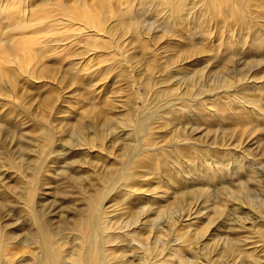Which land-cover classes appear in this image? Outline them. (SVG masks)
Listing matches in <instances>:
<instances>
[{
  "label": "rangeland",
  "instance_id": "obj_1",
  "mask_svg": "<svg viewBox=\"0 0 264 264\" xmlns=\"http://www.w3.org/2000/svg\"><path fill=\"white\" fill-rule=\"evenodd\" d=\"M45 226L59 264H264V0H0L3 261Z\"/></svg>",
  "mask_w": 264,
  "mask_h": 264
},
{
  "label": "bare ground",
  "instance_id": "obj_2",
  "mask_svg": "<svg viewBox=\"0 0 264 264\" xmlns=\"http://www.w3.org/2000/svg\"><path fill=\"white\" fill-rule=\"evenodd\" d=\"M12 4L9 8H11V7L13 8L14 2ZM84 8H82V10ZM14 10H9V14L12 16L16 15V19H18V17H17L18 13L17 12L20 13V17L21 16L23 17L25 15V7L24 6H21L19 8V10H15V11ZM87 16L90 17V13H88ZM80 29H82V28H80ZM0 232H1V230H0ZM44 235H45V237L40 235L38 240L34 244L35 248L37 250H39V252L37 253V255H35L36 253L33 254L35 256V258L33 260L34 261L33 264H59L61 262V259H62V252L59 249V246L55 242L50 243V241L48 240L47 237L50 236V231L46 226H45ZM51 236H54V232H51ZM7 244H8V241L6 243H2V237L0 236V264H12V262H13V264H16V262H14L13 260H10V263L3 261V255L5 256V254H8V252L7 253L5 252L7 249ZM101 253L102 252L99 251L98 247L94 248V250L91 253L92 259H87V258H84L83 256H80L79 261L77 258L76 259L72 258L73 260H71L72 261L71 264H103L104 258L102 257ZM86 261H88V262H86Z\"/></svg>",
  "mask_w": 264,
  "mask_h": 264
}]
</instances>
